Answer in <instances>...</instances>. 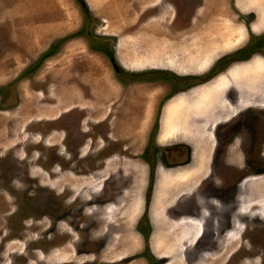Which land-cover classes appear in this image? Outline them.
<instances>
[{"label": "rangeland", "instance_id": "374dc122", "mask_svg": "<svg viewBox=\"0 0 264 264\" xmlns=\"http://www.w3.org/2000/svg\"><path fill=\"white\" fill-rule=\"evenodd\" d=\"M236 5L0 0V264H224L228 254L231 264H264V172L238 186L239 224L228 230L220 252L207 232V240L190 249L200 226L169 215L179 195L210 189L205 179L196 184L208 174L213 140L204 131L221 117L213 109L218 98L241 75L253 83L250 96L264 95V84L258 86L264 54L257 53L247 62L250 72L239 64L228 78L187 89L171 98L181 103L177 115L167 112L175 83L162 80L161 72L204 76L222 52L255 42L258 32L240 34L255 16L237 13ZM259 101L264 104V96ZM154 137L161 145L189 144L198 167H158L148 214L141 216L139 198L149 194L150 176L141 156L151 159ZM116 145L127 149L117 154ZM51 168L54 179L46 174ZM109 175L123 178L127 189L120 183L118 201L100 207L105 194L114 195L104 179ZM182 182L173 192L172 183ZM243 219L251 221L250 246L241 235Z\"/></svg>", "mask_w": 264, "mask_h": 264}, {"label": "flooded vegetation", "instance_id": "af4514ba", "mask_svg": "<svg viewBox=\"0 0 264 264\" xmlns=\"http://www.w3.org/2000/svg\"><path fill=\"white\" fill-rule=\"evenodd\" d=\"M246 26L248 27V30L244 33V35L247 34L248 38H250L254 33L250 32L249 23ZM260 34L261 33H259L256 40H254L255 42L250 43V40H248V42L245 43L247 44L245 46L240 47L239 44L230 51L227 50L222 52L204 76L197 77L194 75H185L179 77L176 76L174 74L175 72L172 70L161 72L160 75L162 76V80L169 83H171V81L175 83L170 89L172 94L169 95L167 100L181 94L187 89L197 86L200 87L202 84L212 78L214 79L216 76L225 75V77L228 78L227 73L230 69H233L234 67L237 68V65L239 64L245 63L244 66L247 67L246 69H250V72L253 67V63H247L249 59L257 53L264 54V33L262 35ZM246 63L249 65H246ZM112 67L115 72H118V67L114 65V63H112ZM260 69L264 70V62L261 64ZM160 75L159 77H161ZM237 76L238 73L236 77ZM235 82L238 83L237 86L234 87L231 85L232 87H229L224 92V96L222 98H218L220 102H218L219 105L216 104L213 108L215 115L218 114L221 115V117L211 124L212 127L210 129L207 127L209 132L204 131L206 136H210L213 142L206 164L208 166V174L201 181H199L196 186L198 187L205 184V182H203L205 179L207 181L206 185H211L210 189H208V192L204 193H198V190L196 189H194V191L191 190V193L189 194H183L182 196L179 195V198L174 203L169 205L174 208L176 207L174 211L171 210V213H169L170 216H178L177 219H173L175 222H179V218L185 217L187 218L186 221H194L197 223L198 227L200 226L197 236L190 242L192 244L189 247L190 249L193 248L192 250H194V248H199L200 244L207 240V238L205 239L206 236H204L205 232L210 234L209 237L211 245L215 248H219L218 251L216 250L215 252H220L222 250L224 242L229 243L225 238L226 233L233 227V224H239L235 222L237 221L236 211L238 203V186L244 180H248L255 174L258 175L264 172V104L259 101L264 95L260 96V93L257 92L258 94H255L253 97L250 96V86L251 84L253 86V83L251 80H246V78L244 79L243 75H241L239 79H235ZM263 84L264 83H260V85H258L259 88H261ZM248 99L250 100L248 101ZM172 100L173 99H171V101L167 104L172 106V108H167V112L172 115H177L174 108L177 110L181 103L178 99ZM178 104L179 106H177ZM222 104L224 106H222ZM225 109L228 113L225 112ZM157 112L159 113L160 111ZM165 132L167 131L165 130ZM149 142L150 141L147 142V145ZM153 143L154 154H151V159L154 158V161L141 156L145 166L148 168V171L150 170L149 180L144 188V191L149 189V194H144L143 199L139 198L140 205H142L141 209H143L141 216H143V214H148L149 208L147 209V207L151 204L152 199L150 198V195L152 188L154 189L155 187L158 167H160V170L165 172H172L177 168L182 167L190 169L198 167L195 164L192 147L189 146V144L181 141L180 143L173 142L161 145L156 141V137H154ZM160 146H162V148ZM188 146L190 147L189 149ZM116 148L117 149L115 151H117V154H121L127 149L124 145H116ZM158 153L162 155L164 154L165 159L163 158V160H161L160 158L159 160H156L155 157L158 156ZM111 158L116 159L117 155H108L105 160L110 161L112 160ZM54 173V169L51 168L50 173L46 174L50 178L54 179ZM110 177L111 176L109 175L104 179L111 181L114 195L110 196L105 194V198H103V201L98 205L100 207L118 201L121 194L119 193V189L116 187L120 185V183L124 191L127 189L122 183L123 178L120 182V180H118V176L112 178ZM137 205L138 204L135 206ZM168 211H170V208H165L163 212L167 215ZM150 214L153 215L154 212L152 211L149 215ZM131 219L132 217H126V223L130 224ZM240 223L241 227H243L241 235L244 236L246 235L245 232L251 228V221H244L243 219ZM128 236H131L130 233ZM72 242V246L74 248L76 239L72 240ZM248 242L250 243L247 236L245 244L250 246ZM244 248L246 247L244 246ZM183 249L184 248H182V250ZM76 252L77 250L75 249V254ZM184 255L185 253H182V259H185ZM202 255L204 258V251ZM224 264H231L230 254H228Z\"/></svg>", "mask_w": 264, "mask_h": 264}, {"label": "crops", "instance_id": "0c3cea01", "mask_svg": "<svg viewBox=\"0 0 264 264\" xmlns=\"http://www.w3.org/2000/svg\"><path fill=\"white\" fill-rule=\"evenodd\" d=\"M237 1V13H242L244 15H249V14H253L255 16L254 19H252L251 21H249V30L254 33V34H258L261 32V29L262 27H264V0H256V2L254 3V5H250V6H246V3H248V0H236ZM261 6V7H260ZM241 7V8H240ZM241 9V10H240ZM260 20H258L257 18ZM237 28H240V27H237ZM236 28V29H237ZM243 30V32H246V29L244 28H240ZM264 30V29H263ZM240 34L243 36L244 33L242 34V32L240 31ZM225 35H220L219 37V42H220V39H221V42H223V37ZM227 38H229L227 36ZM184 132V130H182ZM183 135L185 134H188V133H182ZM180 134V135H182ZM180 176V175H179ZM178 185H182V187L185 186V183H172V191L174 192L175 191V188L178 186ZM175 187V188H174ZM191 193V190L188 192V194ZM186 195V194H185ZM193 227H192V230H191V236H192V233H193ZM198 234V233H197ZM196 234V235H197Z\"/></svg>", "mask_w": 264, "mask_h": 264}, {"label": "trees", "instance_id": "16d2710c", "mask_svg": "<svg viewBox=\"0 0 264 264\" xmlns=\"http://www.w3.org/2000/svg\"><path fill=\"white\" fill-rule=\"evenodd\" d=\"M107 55H108V57H110V58L112 57L109 53H108Z\"/></svg>", "mask_w": 264, "mask_h": 264}]
</instances>
